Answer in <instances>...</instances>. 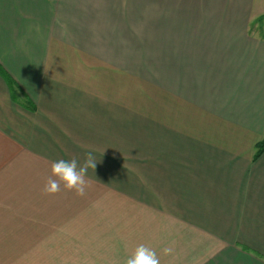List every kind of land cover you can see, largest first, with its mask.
Returning a JSON list of instances; mask_svg holds the SVG:
<instances>
[{
  "label": "crops",
  "instance_id": "crops-1",
  "mask_svg": "<svg viewBox=\"0 0 264 264\" xmlns=\"http://www.w3.org/2000/svg\"><path fill=\"white\" fill-rule=\"evenodd\" d=\"M256 3L155 0L146 108L123 74L145 0H0V63L17 83L13 97L0 75V264H50L52 244L69 264H122L141 244L161 264H264ZM89 152L86 195L43 193L53 162Z\"/></svg>",
  "mask_w": 264,
  "mask_h": 264
},
{
  "label": "rangeland",
  "instance_id": "rangeland-1",
  "mask_svg": "<svg viewBox=\"0 0 264 264\" xmlns=\"http://www.w3.org/2000/svg\"><path fill=\"white\" fill-rule=\"evenodd\" d=\"M154 1L155 0H145L144 4V12L142 10L141 16H140V30L138 29L137 23L138 20L135 22H132L130 26V32L136 33L140 35V50L136 51L135 55L133 54V51L130 52V69H127L129 71V76L126 77V71H123L124 78H127L129 80V92L131 93V103H145L146 108H152L153 101H149L146 99L153 98V94L155 92V73H156V61H157V31H156V20L154 17ZM137 14V13H136ZM142 17V19H141ZM251 24H250V31L252 33H256L259 35L264 36V3L262 4H255L252 16H251ZM135 31V32H134ZM137 41V40H135ZM137 44L134 46L136 47ZM131 48H134L131 46ZM139 54V56H138ZM140 94V96H139ZM140 100H139V99ZM143 99V100H141ZM53 216V215H51ZM54 219V218H51ZM50 224H56V221H51ZM56 219V218H55ZM54 230V229H51ZM58 230V229H57ZM59 231V230H58ZM55 239V238H53ZM24 245H19L18 248L23 247ZM36 250L39 251L40 245H33ZM32 246V247H33ZM25 247V246H24ZM73 247V246H72ZM59 245L52 244L50 245V257L51 258H58L60 255H58V249ZM40 254V253H39ZM65 256L64 258L60 259L59 261L57 259L53 260L50 259V264H69L71 261H69L67 258L68 256L62 254ZM18 264H25V262L19 261ZM35 264H41L35 262Z\"/></svg>",
  "mask_w": 264,
  "mask_h": 264
},
{
  "label": "clouds",
  "instance_id": "clouds-1",
  "mask_svg": "<svg viewBox=\"0 0 264 264\" xmlns=\"http://www.w3.org/2000/svg\"><path fill=\"white\" fill-rule=\"evenodd\" d=\"M96 165L97 158L91 152L85 155L82 162L75 157L70 160L59 159L53 162L43 193L45 195H55L61 191H71L77 196L83 197L90 187L87 174L90 169L94 172ZM172 251L171 247H166L163 249L162 254L169 256ZM122 264H161V259L156 250L141 244Z\"/></svg>",
  "mask_w": 264,
  "mask_h": 264
},
{
  "label": "trees",
  "instance_id": "trees-1",
  "mask_svg": "<svg viewBox=\"0 0 264 264\" xmlns=\"http://www.w3.org/2000/svg\"><path fill=\"white\" fill-rule=\"evenodd\" d=\"M0 75L7 81L9 87L11 88V92L13 94L14 88L17 86L14 78L6 71V69L0 63ZM14 97V94H13ZM264 153V136L257 142L256 150L254 154V159H257Z\"/></svg>",
  "mask_w": 264,
  "mask_h": 264
}]
</instances>
